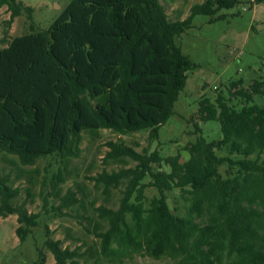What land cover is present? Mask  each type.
<instances>
[{"label": "trees", "instance_id": "obj_1", "mask_svg": "<svg viewBox=\"0 0 264 264\" xmlns=\"http://www.w3.org/2000/svg\"><path fill=\"white\" fill-rule=\"evenodd\" d=\"M264 3L252 0L250 8ZM239 0H204L184 20L169 18L161 0H73L48 30L12 38L0 50V155L10 169H0V218L17 216L16 235L25 242L38 227L40 214L28 209L31 189L20 204L18 182L32 183L37 165L49 156L67 160L80 152L84 133L97 136L111 130L126 136L161 127L174 116L175 104L198 65L177 44L197 16L213 23ZM15 19L33 9L18 0H0V8ZM233 82L227 94L217 89L211 101H199L198 119L217 122L222 136H200L182 154L165 157L141 154L119 143H108L107 159L129 157L135 168L104 171L95 179L109 203L118 189L117 208L95 207L84 219L93 227L95 244L70 249L46 227L45 249L55 264H124L136 255L174 264H264V77L249 88ZM235 101L237 103H235ZM225 153L219 155L218 153ZM154 164L159 168L155 170ZM168 167L169 171L162 170ZM225 167V172L221 168ZM150 177L148 184L144 180ZM56 175L52 196L55 210L87 212L85 192L60 184ZM153 186L159 196L148 200ZM177 190L184 215L171 210L168 193ZM81 194V196H79ZM64 214V213H62ZM39 250L34 264H46Z\"/></svg>", "mask_w": 264, "mask_h": 264}, {"label": "rangeland", "instance_id": "obj_2", "mask_svg": "<svg viewBox=\"0 0 264 264\" xmlns=\"http://www.w3.org/2000/svg\"><path fill=\"white\" fill-rule=\"evenodd\" d=\"M25 6L33 9V22L31 23L26 13L15 19L11 27H7L6 21L10 14L6 7L0 8V50L4 48L12 38L31 33L43 32L49 29L52 23L61 16L67 6L73 0H18ZM166 6L167 13L172 20H184L190 15V9L195 4L204 0H161ZM252 0H239V4L232 9L222 10L218 16L221 19L211 23L210 17L197 16L192 28L177 39V44L183 53L198 65V68L189 73L186 87L180 94L175 104V114L167 124L161 127L159 136L153 140L150 131H143L122 136L111 130H101L97 136L89 133L83 134L80 144V152L76 156L62 160L61 157L49 156L41 159L36 166L28 170H38L33 174L32 183L26 179L18 182L21 195L14 203L20 204L26 199L31 189L28 209L32 213H39V225L23 243L16 235L18 228L17 216L11 215L0 218V264H34L38 260L39 250L45 252L46 264H55L51 252L44 247L46 240V227L52 231L55 240H61L63 247L75 249L95 244L93 227L84 219L88 215L93 216L91 203L95 207L106 204L111 208H117L119 203V191L124 189L122 185L118 189H112L109 203H105L101 193L103 186H96L95 179L104 171L108 173L118 172L123 169L135 168L137 163L126 157L123 161L107 159L111 151L108 143H119L134 149L141 154H151L155 151L161 155L176 156L182 154V161L189 159V154L184 149L188 143L195 142L200 136L196 124L202 130L207 141L218 140L222 136L220 125L217 122L204 124L198 119L199 101L207 97L214 101L217 89L226 92L233 82L243 80V87L249 88L251 83L264 77V3L250 8ZM264 105V99L257 98ZM235 103H237L235 101ZM219 155L225 153L219 152ZM1 157V155H0ZM10 169L0 158V169ZM153 168L157 170L158 164ZM225 167L221 172H225ZM162 170L169 171L168 167ZM63 174L64 182L60 184V191L64 194L68 189L85 192L87 212L83 208L77 210L58 211L54 208L59 205V200L50 197L48 206L44 204V198L52 190L51 183L56 175ZM150 177L144 180L148 184ZM148 200L159 196L157 188L150 186L146 189ZM81 196V194H79ZM171 210L184 215L183 204L179 192L168 193ZM64 213V214H62ZM88 261L82 260L81 264ZM124 264H174L170 259L156 260L146 255H136Z\"/></svg>", "mask_w": 264, "mask_h": 264}]
</instances>
